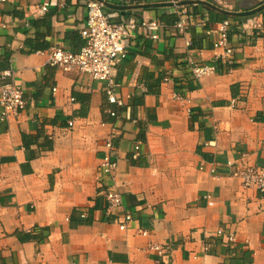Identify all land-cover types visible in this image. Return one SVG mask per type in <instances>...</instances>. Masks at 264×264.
<instances>
[{
  "label": "crops",
  "instance_id": "0c3cea01",
  "mask_svg": "<svg viewBox=\"0 0 264 264\" xmlns=\"http://www.w3.org/2000/svg\"><path fill=\"white\" fill-rule=\"evenodd\" d=\"M87 1L0 3V72L27 103L0 124V264H264V192L233 175L264 169V0H202L183 36L170 0L108 2L112 22L160 25L156 41L139 28L127 41L117 119L101 83L47 65L49 50L82 47ZM226 20L232 66L190 81L192 63L214 62ZM107 141L111 177L99 168ZM106 192L121 197L110 215ZM34 229L41 244L18 240Z\"/></svg>",
  "mask_w": 264,
  "mask_h": 264
},
{
  "label": "built area",
  "instance_id": "2783aa9c",
  "mask_svg": "<svg viewBox=\"0 0 264 264\" xmlns=\"http://www.w3.org/2000/svg\"><path fill=\"white\" fill-rule=\"evenodd\" d=\"M111 0H88L86 3V17L83 23L80 36L83 45L76 51H65L59 48L51 49L47 52V65L49 68L60 70L64 73H77L88 75L92 80L104 86V98L109 105L107 115L112 119H117L116 109L122 106V102L117 96V92L122 87V78L119 68L127 58V41L131 33L139 28L144 39L156 41L160 25L157 21L142 22L138 26L134 18H124L119 22L109 20L106 13L105 4ZM6 0H0L5 3ZM202 4V0H170V8L174 10L177 20L174 23V30L179 35H185L189 22L192 20L191 9ZM46 11V6L42 7ZM4 25L0 23V30ZM219 39L214 43L216 52L212 64L192 63L189 67V80L197 82L207 76L216 74L222 67L232 66L233 51L229 46L230 23L226 20L218 28ZM190 44V43H188ZM43 54V53H41ZM13 73L10 70L0 72V124H5L9 119L17 117L26 109V100L23 92L12 81ZM169 79H164L168 82ZM132 87H136V76L133 77ZM56 92V89L53 90ZM174 99L184 101V99L174 94ZM70 103H75L74 98H70ZM234 107V106H232ZM73 127V122L68 124ZM105 154L99 163V168L104 176L111 177L117 169V162L114 157L113 145L107 141L104 145ZM141 143L136 142L133 146V157L137 158L140 152ZM229 166H233L229 163ZM214 170H211L213 174ZM242 181L244 189L255 188L259 192H264V169L245 167L233 173ZM205 196L208 206L214 203ZM105 202V213L110 215L112 211L121 205V197L116 192H106L103 196ZM85 217V216H83ZM132 216L126 215L124 223L119 226V230L125 231L128 224L132 223ZM146 236L145 231H139ZM222 232L218 231V235ZM233 238H229L232 242ZM154 250H159L154 248Z\"/></svg>",
  "mask_w": 264,
  "mask_h": 264
},
{
  "label": "trees",
  "instance_id": "16d2710c",
  "mask_svg": "<svg viewBox=\"0 0 264 264\" xmlns=\"http://www.w3.org/2000/svg\"><path fill=\"white\" fill-rule=\"evenodd\" d=\"M194 9V8H193ZM193 9H191V15L193 14ZM193 17V16H192ZM147 94L150 93H154L157 94V92H153L151 90L148 89V91L146 92ZM37 137V136H36ZM36 139H33V141H35ZM46 150H50L51 145H49L48 140L44 141V146H43ZM42 229H34V231L30 234H22V235H17L18 240L21 243H30V242H37L38 244H41L44 241V237L42 236Z\"/></svg>",
  "mask_w": 264,
  "mask_h": 264
},
{
  "label": "water",
  "instance_id": "95a60500",
  "mask_svg": "<svg viewBox=\"0 0 264 264\" xmlns=\"http://www.w3.org/2000/svg\"><path fill=\"white\" fill-rule=\"evenodd\" d=\"M107 5V3L105 4V6Z\"/></svg>",
  "mask_w": 264,
  "mask_h": 264
}]
</instances>
